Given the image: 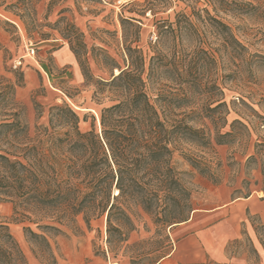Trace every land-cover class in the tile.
Returning a JSON list of instances; mask_svg holds the SVG:
<instances>
[{"label": "rangeland", "instance_id": "rangeland-1", "mask_svg": "<svg viewBox=\"0 0 264 264\" xmlns=\"http://www.w3.org/2000/svg\"><path fill=\"white\" fill-rule=\"evenodd\" d=\"M179 14L189 23L181 16L180 33L158 39L156 21L174 22ZM122 18L138 20V45L159 66L151 98L159 91L186 92L189 101L175 113L184 117L195 107L194 125L210 142L181 146L205 162L204 172L182 152L174 158L193 211L162 231L133 208L135 229L114 251L106 216L89 226L82 216L75 223L46 220L58 230L41 229L18 220L15 204L0 200V224L9 227L28 264H132L144 255L153 259L144 264H264V0H0V124L24 123L34 138L37 126L49 125L51 108L64 103L79 114L82 131L90 130L93 117L99 124L102 106L93 101L95 86L87 84L84 70L108 78L106 55L111 64L122 63L124 33H138L129 24L124 32ZM231 33L241 46L227 41ZM221 102L226 106L215 109ZM217 208H224L220 219L203 218L195 229L186 228L184 220L195 211ZM25 227L44 235L51 250L31 242ZM161 243L166 252L156 259Z\"/></svg>", "mask_w": 264, "mask_h": 264}, {"label": "trees", "instance_id": "trees-1", "mask_svg": "<svg viewBox=\"0 0 264 264\" xmlns=\"http://www.w3.org/2000/svg\"><path fill=\"white\" fill-rule=\"evenodd\" d=\"M181 16L189 23L188 17L180 14L174 22L156 21L158 39L165 32L180 33ZM135 21L138 20L121 19L124 32L129 24L138 33L135 36L124 33L122 63L111 64L106 55L105 64L111 69L108 78L95 79L83 69L87 84L95 86L93 101L102 106L99 124L92 115L90 130L82 131L79 114L66 103L51 108L49 125L37 126L34 138L24 123L0 124V200L15 204L18 220L38 224L41 229L58 230L46 224V220L75 223L82 216L89 226L91 220L106 216L107 243L113 251L126 243L128 233L135 229L132 215L137 211L133 208L150 215L162 231L187 210L193 211L189 206L191 191L174 158L177 152H182L194 169L204 172L205 162L184 153L181 146L184 142L198 146L210 143L205 131L194 125L198 114L195 107L191 106V113L184 117L175 113L189 101L186 92L167 96L159 91L157 98H151L148 89L160 70L139 47L142 27ZM217 23L229 30L221 21ZM227 39L241 46L232 33ZM75 54L78 56V52ZM223 106L225 102L215 109ZM88 120L85 115L83 121ZM221 136L217 135V140ZM114 187L118 195H114ZM24 230L31 242H39L51 250L44 235L35 233L31 227ZM166 248L163 243L157 245L156 259ZM254 251L258 256L257 250ZM146 256L133 258L131 263L153 261ZM52 258L55 262L53 255ZM0 264H28L5 224H0Z\"/></svg>", "mask_w": 264, "mask_h": 264}, {"label": "crops", "instance_id": "crops-1", "mask_svg": "<svg viewBox=\"0 0 264 264\" xmlns=\"http://www.w3.org/2000/svg\"><path fill=\"white\" fill-rule=\"evenodd\" d=\"M250 200L251 198H248L246 199V202H249ZM223 214H224V208H217L205 214H201L200 212L195 211L192 214L191 218H189V220L185 222L186 223L185 226L188 229H195L199 225L201 219L207 218L211 223L216 221L217 219H220Z\"/></svg>", "mask_w": 264, "mask_h": 264}, {"label": "built area", "instance_id": "built-area-1", "mask_svg": "<svg viewBox=\"0 0 264 264\" xmlns=\"http://www.w3.org/2000/svg\"><path fill=\"white\" fill-rule=\"evenodd\" d=\"M28 52H29V56L31 57L35 56L36 51L33 47H29Z\"/></svg>", "mask_w": 264, "mask_h": 264}, {"label": "bare ground", "instance_id": "bare-ground-1", "mask_svg": "<svg viewBox=\"0 0 264 264\" xmlns=\"http://www.w3.org/2000/svg\"><path fill=\"white\" fill-rule=\"evenodd\" d=\"M116 73L118 74L119 73V71L118 70H116ZM119 194V191L116 189V193H115V195H118Z\"/></svg>", "mask_w": 264, "mask_h": 264}]
</instances>
